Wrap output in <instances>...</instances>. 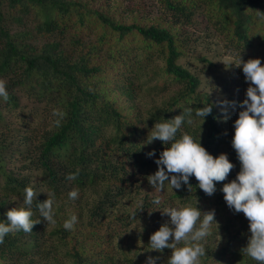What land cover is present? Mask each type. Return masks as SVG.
I'll return each mask as SVG.
<instances>
[{
    "label": "trees",
    "instance_id": "1",
    "mask_svg": "<svg viewBox=\"0 0 264 264\" xmlns=\"http://www.w3.org/2000/svg\"><path fill=\"white\" fill-rule=\"evenodd\" d=\"M256 10L264 13V0H0V79L9 94L7 102L0 97V222H7L11 208L29 210L25 187L38 193L31 219H40L36 204L54 193L56 220L51 225L41 218L31 233L8 234L0 264H58L60 257L71 264H114L112 237L125 264H146L160 252L146 243L149 253L134 259L127 229L154 219L156 226L144 223V236L168 223L166 209L183 207L214 211L218 223L200 264H258L241 251L250 236L247 219L227 207L220 191L240 170L231 140L249 83L241 68L230 66L215 100L201 87V67L184 59L195 33L205 32L236 60L259 58L264 66V19ZM197 59L205 72L218 67L208 55ZM210 105L204 122L194 115ZM188 108L193 123L185 122L177 137L191 135L235 167L224 182H214L212 196L192 176L168 203V182L158 191L147 177L169 145L148 144L147 137L156 123ZM54 109L66 113L59 127ZM72 173L76 179L68 180ZM88 188L96 197L68 199L73 189ZM72 215L78 223L65 230ZM216 235L222 241L211 246Z\"/></svg>",
    "mask_w": 264,
    "mask_h": 264
},
{
    "label": "clouds",
    "instance_id": "2",
    "mask_svg": "<svg viewBox=\"0 0 264 264\" xmlns=\"http://www.w3.org/2000/svg\"><path fill=\"white\" fill-rule=\"evenodd\" d=\"M256 12L260 19H264V13L259 10ZM235 65L242 69L245 82L249 83L246 98L240 104L242 110L234 121L231 140L240 170L234 180L223 183L220 191L227 207L234 213H243L248 221L250 236L241 251L258 264H264V66L259 58L244 61L240 55ZM0 97L5 102L9 99L6 81L3 79H0ZM211 111V105L197 108L194 115L204 122ZM52 115L56 117L54 123L57 127L66 117L65 112L56 109ZM192 115V109L188 108L184 114L154 125L146 143L158 140L169 146L160 152L159 158L155 160L157 171L149 175L147 180L158 191H163L166 181L172 190H179L182 185L190 186L189 178L194 176L198 181L197 187L207 196H212L217 191L214 182H224L235 165L224 153L213 157L187 133L177 137L178 130L185 122L193 123ZM148 155L152 156L154 152ZM77 174H69L66 178L74 180ZM37 194L33 188L25 187L23 202L29 210L14 207L5 213L7 222H0V244L4 243L5 237L10 233L21 230L31 233L34 225L41 223V218L45 223L56 224L54 193H48L46 200L36 204L40 219H31L33 212L30 209ZM78 197V189L68 193L70 201H75ZM153 203L159 204L160 199H154ZM163 213L170 220L150 235V250L161 252L171 249L168 264H200V258L206 256L204 242L211 235L213 223L218 228L214 211L202 213L197 207H183L169 208ZM77 223V216L72 215L64 221L63 228L72 230ZM182 243L184 246H180ZM146 264H155V259L149 257Z\"/></svg>",
    "mask_w": 264,
    "mask_h": 264
},
{
    "label": "rangeland",
    "instance_id": "3",
    "mask_svg": "<svg viewBox=\"0 0 264 264\" xmlns=\"http://www.w3.org/2000/svg\"><path fill=\"white\" fill-rule=\"evenodd\" d=\"M195 34L198 36V37L196 36L197 37L196 43L193 48L191 47L190 50L187 51L188 54L184 59L188 60L186 64L194 62V64H197L198 67H201V69L197 67L198 70H200V73L198 75L202 80L201 87L203 89H206L209 92V94L212 95V97L216 100L218 94L217 90L219 91L220 89L221 91L226 83L225 76H227L228 74L229 67L235 65V63H237L238 60H236L234 58V55L232 56L230 52L227 51L225 52V47L224 48L222 47L223 43H219L217 38L216 41L214 40V38L210 36V34L207 35L205 34V32L199 34L198 32H196ZM217 43L219 45H217ZM204 54L208 55L212 60L216 61L218 67H215L210 71L205 72L203 70L204 69L203 64L200 62L199 59H197V56H201ZM141 95L144 98V96H146V93L143 92L141 93ZM223 100L225 101V98H223ZM218 104H220L219 106H222V108L225 107V104L223 102H218ZM174 190L175 189L172 190L171 187L168 185L166 189V193H167L166 197L168 203L170 201H175L174 199L170 198V194ZM82 192L83 191H79V194L83 195V202H85L86 199H88L87 198L88 196L90 200L92 199L93 196L96 197L94 192L90 191L89 188L87 189L86 192L84 193ZM68 210L70 211L71 208H69ZM145 222H147L150 228L152 227L151 226L152 224L153 226H156V222L154 221V219H147V220L140 219L137 222L132 223V225H130V227L127 229V234L130 235V238L128 240L127 253H129L130 256H132L134 259H137L139 256L141 255L143 256L144 254L149 253L148 249H146V243L149 244L150 235L157 230V229L151 230L143 236L144 232L142 228ZM212 231L213 229H211V232ZM137 233H140L144 238L140 236H136V237L132 236L133 234H137ZM117 239L115 237H112L109 240V244L110 245L112 244V246L110 247V257L111 256L113 257L112 260L114 264H125V261L123 260L125 253H123L120 250V247L115 246L114 244V242ZM220 241H222L221 237L216 235V237L213 238L212 245L211 244L210 245L214 246L215 243H219ZM169 256H170V252L166 250L164 252L161 251L160 253H157V256L156 257L153 256V258H155V264H165ZM39 264H41V262ZM58 264H71V263L68 259H64L60 257V260H58Z\"/></svg>",
    "mask_w": 264,
    "mask_h": 264
}]
</instances>
